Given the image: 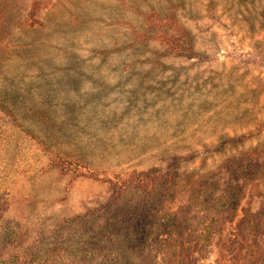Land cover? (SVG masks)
Wrapping results in <instances>:
<instances>
[{
	"label": "rangeland",
	"instance_id": "1",
	"mask_svg": "<svg viewBox=\"0 0 264 264\" xmlns=\"http://www.w3.org/2000/svg\"><path fill=\"white\" fill-rule=\"evenodd\" d=\"M30 2L11 0L4 23L11 49L0 56V200L13 186L30 187L36 199L0 205V221L27 212L33 240L42 226L95 205V235L126 219H153L140 197L133 219L125 206L109 205L98 181L78 177L66 189L71 176L59 168L21 171L45 157L13 117L53 148L97 165L170 168L182 191L227 157L264 148V0H42L39 23L26 26ZM152 11L180 26L152 23ZM154 221L144 246L149 264H166L162 246L174 226L175 264H264V195L255 191L234 215L222 212L206 247L196 215L182 225ZM9 251L20 250L5 258ZM102 256L61 252L51 264H97Z\"/></svg>",
	"mask_w": 264,
	"mask_h": 264
},
{
	"label": "trees",
	"instance_id": "2",
	"mask_svg": "<svg viewBox=\"0 0 264 264\" xmlns=\"http://www.w3.org/2000/svg\"><path fill=\"white\" fill-rule=\"evenodd\" d=\"M10 1L0 2V56L8 54L11 49L10 37L4 32ZM41 4L42 0H31L27 16L23 20L24 25L39 23L37 15ZM146 17L152 23L180 26L173 15L162 17L157 11H152ZM158 38L172 43L164 34H160ZM13 118L45 157L44 162L38 166L27 160V163L22 164L21 171L27 169L35 176L39 171L59 168L61 173L71 176L66 189L78 177L98 181L106 185L109 192V201L106 202H110L109 205L116 202L125 206L129 211L127 217H130V211L137 206L135 202L140 197V203L143 202L146 209L145 216L147 217V212L153 219L140 225L135 220L127 222L126 219L114 228L112 225L108 229L105 227L103 236L100 233L95 235L93 222L100 215L101 207L95 205L83 213L57 222L55 228L45 229L42 226L31 240L30 225L22 221L24 217H28L27 212L3 216L0 221V264H51L58 260L61 252L69 256H83L87 261L102 254L97 264H149L152 255L150 251L144 250V246L148 240L146 234L156 230L154 220L175 219L179 224H185L196 215L199 229L197 236L201 245L206 247L223 211L227 210L234 215L248 189L264 195V148H254L227 157L216 168L190 181L186 190L182 191L178 175L170 168L153 165L147 168L117 169L97 165L79 155L53 148L24 129L17 118ZM29 189L30 187L24 188L21 193L20 188L11 187L8 196L0 200L3 210L22 202H34L35 195ZM171 231L172 236L162 246L163 254L168 258L166 264H175L173 256L178 243V228L174 226ZM62 233H66L64 239L55 244V237L63 235ZM26 246H29V250L23 253L20 248ZM16 248L20 251H9L7 258L4 257L7 249ZM34 248L37 249L32 251Z\"/></svg>",
	"mask_w": 264,
	"mask_h": 264
}]
</instances>
